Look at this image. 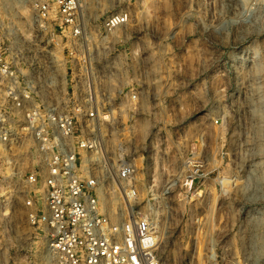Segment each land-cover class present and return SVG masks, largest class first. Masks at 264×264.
<instances>
[{
    "label": "rangeland",
    "instance_id": "rangeland-1",
    "mask_svg": "<svg viewBox=\"0 0 264 264\" xmlns=\"http://www.w3.org/2000/svg\"><path fill=\"white\" fill-rule=\"evenodd\" d=\"M82 1L93 50L143 66L140 115L119 104L107 145L111 158L129 147L163 264H264V0ZM119 11L129 22L102 41L103 19ZM46 39L26 3L0 0L6 50L28 64ZM9 169L0 156V264H53L27 218L31 187Z\"/></svg>",
    "mask_w": 264,
    "mask_h": 264
},
{
    "label": "built area",
    "instance_id": "built-area-1",
    "mask_svg": "<svg viewBox=\"0 0 264 264\" xmlns=\"http://www.w3.org/2000/svg\"><path fill=\"white\" fill-rule=\"evenodd\" d=\"M20 1L49 47L27 64L0 44V156L9 178L31 187L29 223L53 264H163L158 227L137 205L129 147L108 154L119 104L127 118L140 115L139 57L130 69L106 62L98 42L93 50L85 23L95 17L82 0ZM129 20L126 11L106 16L101 40ZM120 76L128 80L121 90ZM113 197L121 199L114 207Z\"/></svg>",
    "mask_w": 264,
    "mask_h": 264
},
{
    "label": "bare ground",
    "instance_id": "bare-ground-1",
    "mask_svg": "<svg viewBox=\"0 0 264 264\" xmlns=\"http://www.w3.org/2000/svg\"><path fill=\"white\" fill-rule=\"evenodd\" d=\"M116 198V197H115ZM117 199V198H116Z\"/></svg>",
    "mask_w": 264,
    "mask_h": 264
}]
</instances>
